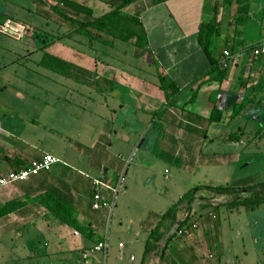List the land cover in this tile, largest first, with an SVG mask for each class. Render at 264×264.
<instances>
[{"label":"crops","instance_id":"crops-1","mask_svg":"<svg viewBox=\"0 0 264 264\" xmlns=\"http://www.w3.org/2000/svg\"><path fill=\"white\" fill-rule=\"evenodd\" d=\"M2 1L5 4L20 2ZM26 1L22 0L24 7L41 19L34 29L45 31V27L55 26L60 16L54 6L57 2L62 4V0ZM75 1L90 7L97 17L111 9L102 0ZM222 1L138 0L132 4L130 11L140 14L147 31L149 51L140 57L135 52L132 59L123 57L122 52L118 57L103 58L88 50L64 55L48 47L51 52L70 60L72 65L64 74L42 66L47 71L42 75L53 86L59 75L65 87L60 91L43 88L46 89V94L42 95L46 98L44 108H48L50 115L43 120L21 117V113L29 112L28 105L35 103L36 96L15 90L13 97L22 106L17 108L18 104L13 108L8 100L7 106L16 113L6 116V122H0V177L22 169L45 153L59 160L50 169L33 173L27 179L0 184V205L12 199L24 201L16 210L0 217V262L81 264L80 252L101 240L105 241V246L94 253L92 264H203L200 258H215L213 249H207L209 238L203 230L202 236L168 239L160 260L155 258L158 251L144 258L147 239L160 214L152 216L155 221L144 225L140 217L124 215L126 219H122L120 207L122 197L133 192L134 183L142 191L148 187L136 171H155L159 160L178 166L182 163L181 168L193 170L200 156L190 155L188 150L183 152L176 141L185 140L181 144L191 145L190 138L196 135L200 143L199 138L207 136L201 130L208 124H218L210 119L216 104L227 109L234 93L240 99L248 87L262 80L258 61L252 53L248 55L243 51L235 54L224 80H209L200 85L196 93L183 89L174 104H167L165 92L159 86V73L184 88L210 68L209 58L199 42V24L211 19V6ZM95 6L100 8L97 13ZM65 10L69 15L74 12L72 8ZM8 16L21 21L13 14ZM216 21L224 22L218 40L220 54L226 42L237 37L236 27L229 26L233 18L224 20L223 9L216 14ZM1 22L4 21H0V26H4ZM259 36L255 42L261 40L264 30ZM40 59L36 63L37 72L41 67ZM242 80H248L247 88L242 87ZM253 108L251 105L247 113ZM24 121H29L28 126H24ZM17 125L19 130L15 128ZM162 153L165 156H159ZM97 179L114 189L102 188L103 196L113 199L110 206H92ZM53 202L62 207L59 211H73L82 228L56 215L51 209ZM114 222L121 223L119 233H126L129 245L119 240L115 251L110 233ZM139 242H143V249L138 255ZM202 248L213 251L214 256ZM190 260L192 263H188Z\"/></svg>","mask_w":264,"mask_h":264},{"label":"rangeland","instance_id":"rangeland-1","mask_svg":"<svg viewBox=\"0 0 264 264\" xmlns=\"http://www.w3.org/2000/svg\"><path fill=\"white\" fill-rule=\"evenodd\" d=\"M16 1L20 2L5 4L0 0V21H4L1 23L5 24L0 26V122L5 121L6 116L8 117L10 113H16L14 109L7 106L8 100L11 102L9 105L13 108H16L18 104L20 106L17 108L22 106L13 97L15 90H24L36 96L34 98L36 99L35 103L28 105L29 112L21 113V117L43 120L50 117L48 108H44L46 98L42 95L46 94V89L43 88L48 87L60 91L65 87L61 80L62 77L59 75H56L58 80L53 86L52 82L42 75V73L47 74L42 66L39 71L41 74L37 72L36 63L42 55L40 46L49 39L51 40L53 34L61 35L68 32V28L58 23L55 26L51 24L50 27H45L48 36L42 41L39 38L41 32L33 30L34 25H39L37 20L41 21V19L35 14L29 13L22 0ZM57 4L63 6L60 2ZM99 9V6H95V13ZM9 14L15 15L21 21L10 18ZM248 15V27L245 34L246 45L254 44L264 30V0H250ZM7 21H9L8 24ZM51 46L52 51L64 55H74V53L79 54L82 50H91L94 56L103 58L118 57L123 52V57L132 59L136 50L130 42L116 40L113 45H109L100 39L90 41L87 36L79 32L72 36L63 37L61 41L53 42ZM258 69L262 80L259 84H255L257 87L254 94L256 96L255 102L258 100L261 103L259 105L264 106V71L260 69V65H258ZM30 98L32 99V97ZM255 102H252L255 109H251L252 111L241 117L237 116V119L232 122L233 125L232 123L229 124V120L227 121L232 113V108L227 109L223 114L224 119L220 123L221 125L212 123V125L208 124L210 126L207 125L204 130H201V133H206L207 136L202 135L199 138L200 143L197 141L196 135L191 136V145L181 144L185 140L176 139V145H180L184 149L183 152L188 150L190 155L195 153V156H200L199 162L197 161L198 163L195 164L193 170L181 168L182 163L178 166V164L170 163L167 160H159L155 165V171L152 169L136 171L135 173L142 175L139 179L143 180L145 186L148 187H144L142 191L139 187L137 189V183H134L131 189L133 192L122 197L120 207L122 219H126L124 215L140 217L143 219L144 225H147L151 220L155 221L156 218L154 217L157 214L165 212L185 192L198 185L248 186L263 184L264 107L258 105L256 108ZM15 119L13 118V120ZM16 121L19 120L16 119ZM23 123L24 126H28L29 121ZM17 124L19 125V122ZM17 126L15 128L19 130V126ZM233 132H238L240 135L238 140L229 139V134ZM159 156H165V154L162 153ZM135 180L138 182V177ZM260 188L257 187V190H259V195L263 196L264 191H261ZM203 193L201 197L199 195L196 197L190 209H187L183 204L178 211L180 218L184 219L190 215L195 219V221L190 220L194 229L191 231L192 233L185 234L186 239L202 236V230L204 235L206 234L209 238L207 249H213L215 258H200V261L203 264H264V203L255 204V208L241 205L231 209L230 202L252 196V192L237 191L209 199H204L208 193ZM197 194H201V192L199 191ZM206 203H209L210 207L208 209L202 208V205ZM152 212L155 213L152 215ZM198 218L199 222L196 220ZM120 224V222H114L110 225V233L114 238L112 242L114 251L119 248V240L125 241L126 246H129L126 233H119L118 226ZM185 224L190 226L188 223ZM198 224L200 227L196 229ZM176 226L177 224H174L170 232L166 233L158 242L157 250L151 252L156 253L158 251L157 257H155L157 260L161 259L163 249L169 243L168 239ZM207 231L209 233H206ZM137 246L139 255L143 249V242H139ZM201 246L204 247V245ZM202 249L208 255H214L213 251H207L206 248ZM188 263H192V261L190 260ZM0 264L6 263L0 262Z\"/></svg>","mask_w":264,"mask_h":264},{"label":"trees","instance_id":"trees-1","mask_svg":"<svg viewBox=\"0 0 264 264\" xmlns=\"http://www.w3.org/2000/svg\"><path fill=\"white\" fill-rule=\"evenodd\" d=\"M102 1L106 2L111 7V9L98 17L93 15L92 9L90 7H87L86 5L75 0H62V7L59 6V4H56L54 6L56 12L60 16L59 19H57L56 24H62V26L66 25V28H68V32L61 35L53 34L54 36L51 38V40L49 39V41L44 42L43 45L40 46L42 55L39 64L41 66L50 68L57 73H66V69L72 65V62L62 57L61 55L51 52L50 50H48V47H50L53 42L61 41L63 37L72 36L74 33L78 32L87 36L90 41H92L93 39H100L102 42L108 43L109 45H113L116 40L130 42L135 46V55H137L138 57H140L144 52L149 51L147 31L140 17V14L130 11L131 5L138 0ZM249 4L250 0H223L221 4L220 2H216L211 6L213 17L211 19L203 20L200 22L198 35L200 45L209 58L210 68L196 76L184 88H180L171 77L159 73V86L165 92L167 104H174L179 93L183 89L189 88L194 90V92L196 93L198 87L209 80H224L228 76L229 66L235 54H239L243 51L248 53V55L252 53L254 47L261 40L255 42L254 44H245V34L247 32L246 29L248 27L247 25L249 18ZM66 8H72L74 10L73 14L69 15L65 10ZM220 9H223L224 20L233 18L234 22H230L229 26H232L233 24L235 25L237 37L234 41H227L224 46L225 48L219 54L218 40L219 35L221 34L222 24L224 23L216 21V14L219 13ZM233 9L235 10L234 12ZM33 30L41 32V36L39 35V38H41L42 41H44L45 37L48 36L46 31L38 28H35ZM226 48H229L228 50L230 51L231 55L229 57H226L227 64L225 65L221 57L224 58L226 56L224 54V50H226ZM90 52L91 50H88V53ZM252 57L254 56L252 55ZM256 60L259 61L260 59L256 58ZM247 81L248 80H242V87L247 88ZM256 88L257 87L255 85L248 87L246 89V93L240 99H237L236 93L233 94L231 104L230 106H228V108H232V113L229 115V119H227V121H230L229 124L234 122V120L237 119V116L241 117L247 113V109L252 105V102H255L256 96L254 94L256 93ZM259 104L260 102L256 100L255 105L258 106ZM227 109H221L216 104L210 117L211 121L218 122V124H220L224 119L223 114ZM239 137L240 135L238 134V132L229 134L230 140H238ZM29 163L26 164L23 168L27 167ZM257 187H261V191H264V183L259 185L252 184L248 186L198 185L189 189L165 212L161 213L158 216L156 225L151 230L147 239L144 258L158 247V242L162 240L163 236L166 233L170 232L174 224H177V226L170 235L169 240L186 236L185 234H179V229L185 223H188L190 226H192L190 220L195 221V219L190 215L185 217L184 219L179 217L178 211L183 204H185V207L187 209H190L194 204V200L196 199V197H198V195L199 197H201L204 194L203 192L208 193V196H204V199H209L211 197L216 198L219 195L230 194L237 191H251L253 194L252 196L243 197L240 200H234L229 203V206L231 207V209H234L236 207L238 208L241 205H247L251 208H255V204L264 203V195H259V190H257ZM199 191L201 192V194H197ZM103 200H106L112 204L113 199H106L105 197H103ZM23 203L24 201L21 199H12L6 201L3 205H0V217L16 210ZM209 207V203L202 205V208L208 209ZM60 208L62 207L55 206L54 202L51 205L52 211L56 215L61 217L65 222L74 227L82 228V225H80L77 222L76 218L73 216V211H59ZM196 220H198L199 222V218ZM199 227L200 225L198 224L196 229ZM192 230L193 229H191V231Z\"/></svg>","mask_w":264,"mask_h":264},{"label":"built area","instance_id":"built-area-1","mask_svg":"<svg viewBox=\"0 0 264 264\" xmlns=\"http://www.w3.org/2000/svg\"><path fill=\"white\" fill-rule=\"evenodd\" d=\"M224 54L226 55L223 58V62L226 65V57H229L231 55L230 51L228 49L224 50ZM252 55L255 58H259L260 60L259 65L261 70L264 71V36L262 37L261 41L254 47L252 51ZM235 56V55H234ZM59 159L51 154V153H45L42 158L32 160L29 165L19 171H11L7 173L6 175H3L0 177V184L1 185H6L8 183H12L17 180H24L27 179L31 174L36 173L40 170L43 169H50L51 166L56 163ZM95 186H96V191L93 197V202L92 206L94 208H101L104 206H110L111 203L103 200V194H102V188H111L114 190L110 185L104 183L102 180L97 179L95 180ZM196 227V226H195ZM191 229H194L192 226H186L183 225L178 233L179 234H187L191 232ZM105 246V241L101 240L95 245L91 246L90 248L83 249L80 254H81V264H92V258L94 256V253L96 251L102 250Z\"/></svg>","mask_w":264,"mask_h":264}]
</instances>
